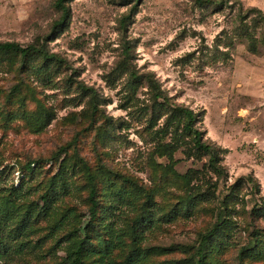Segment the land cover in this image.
Returning a JSON list of instances; mask_svg holds the SVG:
<instances>
[{
    "label": "rangeland",
    "instance_id": "1",
    "mask_svg": "<svg viewBox=\"0 0 264 264\" xmlns=\"http://www.w3.org/2000/svg\"><path fill=\"white\" fill-rule=\"evenodd\" d=\"M56 1L0 0V43L55 56L0 53V264H70L84 237L86 264L136 248L138 264H264V0H73L55 32ZM150 79L225 151L215 197L189 212L182 176L206 159L150 122Z\"/></svg>",
    "mask_w": 264,
    "mask_h": 264
},
{
    "label": "trees",
    "instance_id": "2",
    "mask_svg": "<svg viewBox=\"0 0 264 264\" xmlns=\"http://www.w3.org/2000/svg\"><path fill=\"white\" fill-rule=\"evenodd\" d=\"M72 1L73 0L56 1L55 7L62 11L63 16L59 22L55 23V32L58 31V29H62L63 27H65V25L68 24L70 18V8L67 6V4ZM136 7L137 6L134 5L131 11L135 10ZM256 11L258 12L261 21H263L264 23V12H262L261 10ZM253 51L256 52V49H254ZM8 52L19 54L24 59L32 55L43 56L44 60L46 61H52L55 58L53 54H50L44 48L41 49L36 45L24 47L18 43H0V53ZM223 55L229 56V53L224 52ZM121 69H125V67L121 66ZM125 72L126 71H124V73ZM129 76L134 82V79H137L135 77L134 72H131ZM134 82H132V84L128 82V86L131 87V91L136 92L137 88H139V85L134 84ZM148 83L150 88L152 89L153 102L150 105L149 109L151 111L152 116L150 122L152 123L153 120L165 117L163 128H167V131L171 129L172 133L179 134L178 136L175 135L174 137H181L186 141L185 149L182 153L188 159H194L199 162L206 159L202 170H189L187 174L182 176V179L185 181L186 184V192L188 195L184 200L178 203V208H181V210L185 212H189V209L191 207H195L196 202H199L200 200H210L215 197V194H213L212 192V187H216L218 181L225 174L224 167L222 165V156L225 151L219 148L218 146L209 143L206 140L205 132L202 131L199 127V124L202 122V119L197 112L184 105H179L176 102L172 101L171 98L165 96L159 84H157V82H155L154 80L150 79ZM162 146V150H166L167 148H169V145L167 144H162ZM33 165L36 164L31 162L27 164V167L30 169ZM169 169L171 171H174L173 167H170ZM201 175L211 176L212 178H216V181L213 183L212 179L205 180L204 177H200ZM202 179H204V181H202ZM195 180L197 182L193 184V181ZM205 185H207L206 188ZM96 193V189L92 187L90 192L91 207L89 211L88 226L96 221L98 215V203L95 199ZM42 200L44 201L45 205H48L50 203L51 197L49 189L42 196ZM0 206L1 212L6 216V214L8 213L10 202L6 201L4 203H0ZM6 217L8 218V215ZM142 221L147 220L145 219ZM219 230L220 225L217 224L209 233L203 236L201 245L197 252L199 263H201V261L205 258V250L210 245V242L213 240L215 235L218 234ZM88 241L89 240L84 237L83 240H80L79 242H76L74 244V247L68 253V260L71 261L70 264H86L82 260V257ZM143 257L144 253L136 248L128 254L125 264H138L139 260ZM241 257L242 254L240 256V259Z\"/></svg>",
    "mask_w": 264,
    "mask_h": 264
}]
</instances>
